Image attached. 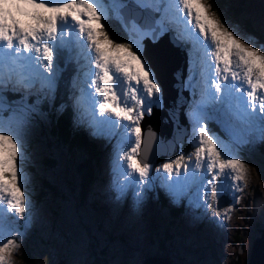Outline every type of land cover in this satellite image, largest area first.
<instances>
[{"label": "snow or ice", "instance_id": "obj_1", "mask_svg": "<svg viewBox=\"0 0 264 264\" xmlns=\"http://www.w3.org/2000/svg\"><path fill=\"white\" fill-rule=\"evenodd\" d=\"M111 20L126 39L112 34ZM169 32L187 52L179 87L191 97L184 115L194 151L165 160L153 176L154 165L140 150L143 137L155 141L156 133L142 122L165 105L144 42L157 44ZM73 59L68 102L56 106L61 61ZM43 105L61 113L71 107L74 124L115 140L109 186L115 200L131 192L139 206L158 181L172 204L186 199L189 207L212 208L222 223L234 208L221 213L209 201L243 192L251 166L240 152L264 143V43L229 21L213 0H0V264H11L33 223L27 137L34 118L45 116ZM168 116L179 127L178 113L170 109Z\"/></svg>", "mask_w": 264, "mask_h": 264}, {"label": "rangeland", "instance_id": "obj_2", "mask_svg": "<svg viewBox=\"0 0 264 264\" xmlns=\"http://www.w3.org/2000/svg\"><path fill=\"white\" fill-rule=\"evenodd\" d=\"M228 2L232 5H242L244 9L238 20L232 23L264 43V0ZM224 10L225 8L222 12ZM243 19L248 21V25L252 27L251 31L245 29ZM166 35L161 37L157 44L145 41L155 63H160L159 59L165 62V66L156 71L165 85L166 102L164 101L163 110L154 109L153 115L145 117L142 124L150 126L156 134L165 133L172 137L170 143L161 147L159 142L164 141L157 142L155 138L154 143L149 135L145 145L150 148L153 143L159 144L156 149L158 155L155 152L153 158L150 157L151 152L142 146L143 159L150 158L154 165L150 173L153 176L155 167H159L165 160L174 159L181 151L186 157L194 151L187 142L191 128L184 115L191 97L188 90L179 87L182 76L187 77L188 57H184L179 47L172 42V36ZM71 62L75 68L72 81L77 72V64L75 59ZM178 62L179 64H176ZM92 91L94 92V89ZM7 95L9 100L16 98L12 93ZM69 95L70 91L67 100L62 102H68ZM181 96L185 100L183 105L179 103ZM49 106H42L45 116L34 118L30 127L27 149L32 142L36 140L38 142L31 146L27 164H31L36 172L51 183L57 184V188L65 194V199L62 201L50 193L42 202L32 198L35 206L33 223L22 240H19L20 247L11 257V264H29L23 259L28 255L33 259V264H57L62 261L65 264H167L166 260L165 262L153 260V255L165 257L169 264H255V255H263L264 143L244 147L240 152L241 157L251 166L243 192L225 191L218 202L209 201L221 213L229 206L234 208L230 213V219L221 223L220 218L214 216L212 208L205 211L189 207L186 199L179 205L172 204L158 187V181L155 188L147 191L139 206L134 205L131 192L125 199L115 200L114 193L109 187L114 179L112 157L115 140L109 142L106 139L92 137L86 127L74 124L71 107H68L71 116L65 122V125H68L66 130L78 134V139L83 136L84 141L94 143L97 156L93 164L94 180L81 195L74 173L75 166L63 163L65 154L63 155L64 152L60 149L63 143L59 149L53 151L61 164L59 172H43L39 160L46 148L44 142L49 143V140L41 139L38 134L41 131L40 125L45 128L50 124L47 114ZM170 109L178 113L179 127L176 122L169 119ZM211 126L215 128L216 125ZM216 130L219 131L218 128ZM164 150L172 151L162 155L164 153L160 152ZM192 159L194 161V157ZM25 171L31 178L29 189L32 192L35 190L34 174L26 165ZM236 197H240L239 202ZM53 212L56 213V217L53 216ZM17 219L23 224V220ZM95 258L97 261H94Z\"/></svg>", "mask_w": 264, "mask_h": 264}, {"label": "trees", "instance_id": "obj_3", "mask_svg": "<svg viewBox=\"0 0 264 264\" xmlns=\"http://www.w3.org/2000/svg\"><path fill=\"white\" fill-rule=\"evenodd\" d=\"M213 3L217 9L222 11L225 8L224 12L229 19V21H237L242 12L244 11L242 5L238 4H230L228 0H213ZM243 25L245 29L251 31V26L248 25V21L243 19ZM108 28L112 32L114 36L118 39L124 40L126 39V34L122 30L119 23L115 22L114 20L108 21ZM161 62L162 60L159 59ZM74 73V66L70 61H61V78L58 85L57 90V105L58 106L62 100H66L69 94V84L71 81V77ZM47 114L49 115L50 124L47 127H43L40 125L41 131L39 132L38 136L41 139H48L49 143H45L44 145L46 148L45 151L42 152V156L39 160L40 168L43 172H51V173H58L60 162L58 161V157L54 154L53 151L56 148L59 149L60 144L63 143V147L60 149L64 152V161L67 166L74 165V173L76 174L77 181L80 188L81 195L84 194L83 190L87 188L89 184H91L94 180V169L93 164L97 159L96 152H95V145L92 142L84 141L83 136L81 139H78V134H75L71 131L67 132L68 125H65L66 120L70 119L71 112L69 108H66L64 113L55 111L54 107H50L47 110ZM210 127H212L210 125ZM213 129H217V126L212 127ZM168 135V134H167ZM38 139V138H37ZM38 140L32 142L30 145L33 146L36 144ZM59 144V146H56ZM28 146V153L32 150V147ZM186 151V150H185ZM92 152V153H91ZM162 153V152H160ZM152 158V155H150ZM26 168L34 174V185L35 190L30 192L33 199L37 200L38 202H42V200H46L45 196L50 193L53 197H57L64 201L65 194L62 193L61 190L57 188V184L51 183L46 177L41 176L38 171L36 172L34 167L31 164L26 163ZM61 179V178H60ZM62 180V179H61ZM37 182V183H36ZM53 216H57L55 212H53ZM164 242L163 240H161ZM160 250H163L160 248ZM23 256V255H22ZM153 257H157L153 255ZM29 264H33V259L28 255L23 257ZM94 261H97L95 258ZM57 264H65V262H58Z\"/></svg>", "mask_w": 264, "mask_h": 264}, {"label": "bare ground", "instance_id": "obj_4", "mask_svg": "<svg viewBox=\"0 0 264 264\" xmlns=\"http://www.w3.org/2000/svg\"><path fill=\"white\" fill-rule=\"evenodd\" d=\"M145 45H146V42H145ZM147 46V45H146ZM179 47V51L182 53V51H183V47L182 46H178ZM145 56L150 60V62L153 64V67L155 68V69H157V71H159V70H161V66L163 67V66H165V62L164 61H161L160 63L158 62V63H155L156 61H155V59H154V57H153V55L148 51V49H147V47L145 48ZM174 57H177V56H174ZM182 57V56H181ZM183 58V57H182ZM169 60H170V62L172 61L170 58H169ZM176 64H179V62L178 63H176ZM183 71V70H182ZM158 79H159V81H160V83H161V85H162V88H163V99H164V101L166 102V99H165V85H164V82L162 81V79L159 77V75H158ZM238 82V81H237ZM236 82V83H237ZM246 98V97H245ZM165 102H164V104H165ZM142 127L144 128V129H147V127L148 126H146V125H144V124H142ZM178 135L180 134V133H177ZM148 137H150L149 135H145L144 137H143V143H142V146L145 148V149H148L150 152H151V154L150 155H153L155 152H156V155H158V152L156 151V149L158 148V146H159V144H154V143H156V141H154V143H153V145L149 148V146L148 145H145V142H146V140H147V138ZM156 138H157V142H159V141H164V142H159L160 143V145H161V147L162 146H164V144L166 145L167 143H170L171 141H172V137L170 136V135H167V134H165V133H158V134H156ZM179 138H181V136L179 137ZM181 140V139H180ZM142 146H141V150H142ZM172 150H164V151H161L162 153H164V154H162V155H165V154H167V153H170ZM142 152H143V150H142ZM144 153V152H143ZM141 159H143V154H142V156L140 157ZM153 158V157H152ZM10 215V214H9ZM12 215V214H11ZM264 252H263V255L262 256H260V255H258V254H256L255 255V261H256V263L255 264H264Z\"/></svg>", "mask_w": 264, "mask_h": 264}, {"label": "water", "instance_id": "obj_5", "mask_svg": "<svg viewBox=\"0 0 264 264\" xmlns=\"http://www.w3.org/2000/svg\"><path fill=\"white\" fill-rule=\"evenodd\" d=\"M164 40V39H163ZM182 78H183V76H182ZM181 78V79H182ZM180 79V80H181ZM183 142V141H182ZM143 150V149H142ZM147 153H149V152H147ZM143 154V152L142 151H140V156ZM146 156V155H145ZM146 158V157H145ZM149 161H151V159L150 158H147ZM149 259V258H148ZM152 259L153 260H158V261H163V262H165V260H166V262H167V264H169V262L167 261V259L165 258V257H152Z\"/></svg>", "mask_w": 264, "mask_h": 264}]
</instances>
